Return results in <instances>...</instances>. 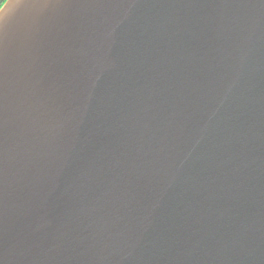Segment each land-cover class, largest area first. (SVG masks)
<instances>
[{
    "label": "water",
    "instance_id": "95a60500",
    "mask_svg": "<svg viewBox=\"0 0 264 264\" xmlns=\"http://www.w3.org/2000/svg\"><path fill=\"white\" fill-rule=\"evenodd\" d=\"M0 264H264V0H6Z\"/></svg>",
    "mask_w": 264,
    "mask_h": 264
},
{
    "label": "trees",
    "instance_id": "16d2710c",
    "mask_svg": "<svg viewBox=\"0 0 264 264\" xmlns=\"http://www.w3.org/2000/svg\"><path fill=\"white\" fill-rule=\"evenodd\" d=\"M6 0H0V8L2 7V5L4 4Z\"/></svg>",
    "mask_w": 264,
    "mask_h": 264
}]
</instances>
